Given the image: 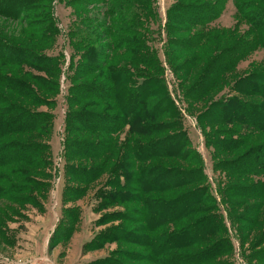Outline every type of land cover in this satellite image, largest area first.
<instances>
[{"label":"rangeland","instance_id":"374dc122","mask_svg":"<svg viewBox=\"0 0 264 264\" xmlns=\"http://www.w3.org/2000/svg\"><path fill=\"white\" fill-rule=\"evenodd\" d=\"M140 2L147 4L145 8L152 4L156 19L148 18L146 23L152 31L160 29L159 35L145 34L144 42H152L148 48L153 47V57L159 61L152 65L148 62L154 58L137 60L142 49H136L137 37L127 35L123 24L127 11L139 8ZM199 11L203 13L196 15ZM261 12L264 0H0V40L55 58V62L45 58L41 68L28 63L14 65L18 78L33 88L35 100L43 105L28 103L0 87L2 96L9 95L20 105L50 115L43 133L0 138V150L2 146L35 143L43 146L40 149L47 157L41 166L28 167L16 163L18 160L0 165V264H95L104 258L125 264H154L151 259L136 262L125 257L124 252L151 257L150 249L139 245L117 241L96 250L87 245L113 228L146 236L147 215L170 216L167 209L173 201L202 186L179 185L174 173L196 170L197 161L217 200L226 240L232 247L230 253H220L201 264H264V129L239 121L219 124L205 117L212 107L218 109L214 106L217 102L240 101L264 107V93L248 86L251 78L264 75V41L256 40V27L251 25V18ZM49 20L55 26L51 41L45 35ZM157 20L160 28L154 25ZM200 20L201 25L197 24ZM87 36L99 43L81 45ZM251 40H255L253 47L247 46ZM234 48L238 53L252 49L228 69L222 56ZM94 49L102 54L93 58L90 51ZM73 62L93 63L96 71L82 77ZM113 70L131 71L139 82L143 75L161 76L194 149L189 155L141 160L136 153L137 145L159 142L176 133L174 123L171 131L164 126L152 132L149 127L169 124L173 119H143L147 128L140 135L130 124L111 130L89 122L99 113L116 119L121 116L109 93L104 91L98 97L86 91L94 86H114ZM9 72L13 74L4 76L14 78L15 71ZM253 82L264 85V77ZM78 90L86 94L82 96ZM82 117L86 124L77 120ZM89 124L101 125L100 131L93 132ZM75 142L98 143L103 151L91 155ZM91 168L100 169V173L92 181H83ZM154 180L163 189L145 190L143 183ZM112 191L120 201L108 206L106 197ZM111 214L124 215V219L108 222ZM201 216L197 213L186 221L165 222L156 234L166 236V232L188 226ZM64 229L72 236L61 241ZM223 236L173 251L170 255L176 256L163 257L158 264H199L194 263V256L202 253L211 257V250L225 246Z\"/></svg>","mask_w":264,"mask_h":264},{"label":"trees","instance_id":"16d2710c","mask_svg":"<svg viewBox=\"0 0 264 264\" xmlns=\"http://www.w3.org/2000/svg\"><path fill=\"white\" fill-rule=\"evenodd\" d=\"M144 3L145 2H140L139 8L128 10L126 14V19L124 18L123 20V24L125 25L124 29H126L127 35L137 37L136 39H138V44H136V49L138 51L142 49V53L138 55L137 60H149L151 58H154V62H148L149 65H152L153 63H157L159 61L158 59H156V57H153L154 54H156L152 49L153 47L151 46L150 48H148V45H150L151 41L147 42V44L146 42H144L145 34L148 35L150 33L152 34L153 32L159 35L160 29H154V31H152V27L146 23V20L148 18H150V20L156 19V12L152 8V4L148 8H145L144 6H147V4ZM33 8L34 6L31 7V9ZM195 13L197 15L198 13H203V11ZM255 13L257 12L255 11ZM261 17L262 19H264V12L258 13L253 18H250L252 21L251 25H255L256 27V40L264 41V38L262 37L264 36V22L261 23ZM202 20L198 21L197 24L201 25ZM156 24L159 27L160 23L158 22V20L154 22L155 26ZM54 31L55 26L53 24V21H47L45 26L46 40L51 41L53 39L55 33ZM93 39L94 38H92L91 36H87L85 41L82 42L81 45L83 43H87L88 45L96 46L99 42L98 40ZM254 42L255 40L247 42V46L251 45L253 47ZM131 47L133 49V46ZM251 49L252 48H250L247 52L244 51L245 55L246 53L251 51ZM229 51L231 52L228 53L226 56L224 55L225 53H222L224 55L222 57L227 59V64L225 67H229L228 69L233 67V65L238 62V60L241 59V57L244 55V52L238 53L235 48ZM101 54L102 53L100 49H94L90 51V56L92 55L93 58L94 56ZM84 55L87 58V52ZM45 58L46 60H52L55 62V58L52 59V57L49 58L46 55L44 56L40 52L38 53L28 48L13 46L12 44L6 41L0 40V73H4L2 75L0 74V87L5 88L7 91L15 92L16 95L21 97L23 100H26L28 103H31L36 106L43 105L42 102L35 100L37 96L34 93L33 88L24 79L18 78L17 75L19 71L14 68V65H16L17 67L19 65L28 63L33 67L38 66L41 68L43 67V65H41L40 63H43ZM73 65L78 66L76 71L79 72L82 77L91 75L96 71V68H94L93 63L75 64V62H73ZM153 69L157 72L160 71L158 67H154ZM9 71H15L16 75L14 76V78L10 79L4 76H8L7 74H13ZM136 77L138 76H136V74L131 71L113 70L111 78H113L114 86H109V88H107V86H94V89H91L92 91L90 89L86 90L90 91L89 93H91L93 96L98 97H101V93H103L104 91L106 92V94L109 93V98L111 100H115V102L117 101L116 103L117 105H119L118 108L121 112V116L117 119L110 115L99 113L95 115V118L90 119L89 122L92 124H103L102 128H111V130L118 129L123 124H130L131 127L138 128L135 130L137 131L136 135H140L144 134L142 130L147 128V125L142 123L143 119H173V122H170L169 124L167 123L149 125V127H152V132L155 131V128L164 126V129H167V131H171V129H173L172 127L174 123L177 127V130H175L177 131L176 133L168 134L167 136H165V138L161 139V141L152 142L149 145L139 144L136 147V153H139V155H137L140 157L141 160L151 159V157L153 156L185 157L189 155V152H192L194 149L192 148L188 134L185 131L183 124L181 122L179 123V112L176 109L177 107L175 106L169 94L168 88L161 76L147 75L145 77L143 75L141 76L144 79L142 80V82L137 81ZM259 77L251 78L249 82L251 85L248 84V86L250 88H254V92L264 93V85L262 83L253 84L254 80L261 81L264 75H261ZM37 78L39 79L42 77L37 76ZM243 82H245V80ZM78 91L82 96L86 94V91L84 90ZM2 94L3 93L1 92L0 103H2L3 107L0 108V138H4L11 135L25 136L36 134L42 132V130L50 124L49 114L29 109L26 104L23 103L20 105L17 102L10 100L9 95L2 96ZM214 106H217L218 109L214 110V107H212L205 115L206 119L209 121H216L215 123L219 124H223V122L225 121H239L244 125L254 126L258 129H264V107H259L253 104L244 103L240 101H233V103L231 104L217 102ZM232 112H234L235 115H233ZM77 120L81 124H86V120L84 117L78 118ZM119 122L121 123L120 125H118ZM101 125L98 126L101 127ZM92 126L93 125L89 124V128L93 130V132L96 133L100 131L98 129V126ZM10 146V148L9 146L1 147L0 165L6 164V162L10 160H18V162L16 163H21L28 167H34L41 166L43 164V161L47 160L46 154H44L40 149L43 147L42 145H36L35 143H21L17 145L13 144ZM76 147H79V149H82L84 151L85 149H88L91 155L100 154V152L103 151L102 147H100L98 143H78L76 144ZM196 163V165H198V168L196 170H179L174 171V173L177 177H179V185H192L196 183H202V186L200 188H197L196 190L190 191L187 194L180 196L178 200L173 201V206L171 207L170 205L171 208L167 209V211L170 210V216L162 217L159 216L156 212L154 213V215H147V218L145 217L147 222H144L146 225V236H137L132 231L131 233H127V231H125L124 229L121 230L120 228H113L110 229L108 232L104 231L103 233L99 234L94 241L87 245V248L89 250L101 249L104 244L117 241L133 245H139L144 248H149L151 251V257L150 255L141 256V254L136 255L137 253L133 254L131 252H124V255H126L125 257L131 261L136 262L142 261L144 259L150 261L151 259L152 263L158 264L161 258L170 255V253L173 251L194 247L196 245H201L209 240H212L213 237L217 235H225L223 236L225 238H222V240L226 243L224 247H222L220 250H211V257L205 256L202 253L194 256L196 259L194 263L201 264L203 261H205V259L214 258L220 253H230L232 251V247L226 240V225L224 223V219L219 213L217 200L212 194V190L208 185V179L203 171L202 166L198 161ZM87 172L91 174L88 175L87 178L83 181H92V179H95L98 176V173H100V169L91 168L87 169ZM143 187L145 188V190H151L153 189V187H155L156 190H160L162 188L161 185L156 183V180H154V182L152 183L148 181L144 182ZM109 193L110 194H108L107 197L105 196L106 199L110 201V203H107L108 206H110V204L113 205V202L116 203L120 201L118 197H115L113 191ZM123 193L125 194V192ZM121 200L126 201V198H121ZM207 205L210 206L208 207ZM181 212L184 213L180 215ZM197 213H202L203 216L194 220V223L189 224L188 226H184L177 230L166 232V236L161 237L159 236V234H156L161 227L166 225L165 222H180L182 220L189 219ZM120 216L121 217H119L118 214L108 215L109 218L107 219V221L112 222L124 219V215ZM117 230L120 232H125V234H120V232H117ZM71 236L72 233H69L68 230L66 232V230L64 229L63 239L61 241L66 240L68 237L70 239ZM173 256H176V254H171L169 258H173ZM169 258L167 260H169L170 263L171 259ZM95 264L125 263H121L120 260H117L115 258H104L96 261Z\"/></svg>","mask_w":264,"mask_h":264},{"label":"built area","instance_id":"2783aa9c","mask_svg":"<svg viewBox=\"0 0 264 264\" xmlns=\"http://www.w3.org/2000/svg\"><path fill=\"white\" fill-rule=\"evenodd\" d=\"M30 262H31V261H30ZM30 262H29V263H30ZM33 263H35V262H33ZM33 263H32V264H33ZM35 264H51V263H49V262H40V263H35Z\"/></svg>","mask_w":264,"mask_h":264}]
</instances>
